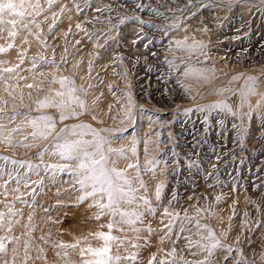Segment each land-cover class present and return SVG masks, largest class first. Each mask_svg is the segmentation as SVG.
I'll list each match as a JSON object with an SVG mask.
<instances>
[{"label":"rangeland","instance_id":"obj_1","mask_svg":"<svg viewBox=\"0 0 264 264\" xmlns=\"http://www.w3.org/2000/svg\"><path fill=\"white\" fill-rule=\"evenodd\" d=\"M39 7L40 15L17 23L15 36L11 25L0 24V48L6 49L0 52V237L6 249L0 264H84L96 259L88 248L104 245L97 232L117 238L109 254L121 256L119 264L206 258L264 264L262 0H39ZM6 68L14 71L2 72ZM65 77L73 83L62 87ZM69 88L86 110L70 100ZM126 93L134 102L131 117ZM45 100L67 106L41 107ZM218 101L239 115L199 110ZM72 110L80 114L73 117ZM41 116L51 117L55 129H46ZM81 123L107 139V167L122 171L135 189L132 203L120 200L115 215L96 206L107 203L104 193L80 202L91 188L81 190L79 176L48 167L76 168L53 153L56 133ZM137 163L138 170L128 167ZM158 184L164 185L159 201ZM121 211L143 215L128 224L135 217ZM197 221L206 227L198 229ZM208 229L220 241L210 257L199 247L213 242L203 239ZM187 237L199 243L188 247Z\"/></svg>","mask_w":264,"mask_h":264},{"label":"snow or ice","instance_id":"obj_2","mask_svg":"<svg viewBox=\"0 0 264 264\" xmlns=\"http://www.w3.org/2000/svg\"><path fill=\"white\" fill-rule=\"evenodd\" d=\"M54 2V0H48L49 5H51ZM189 3H192V0H189ZM262 3H264V0H262ZM137 7L143 8L142 5H137ZM32 9V12H29L28 10ZM100 11L101 9H97ZM44 9L39 7V0H36L34 3L33 0H0V24H9L12 26V29L9 30L10 36H15L16 31L15 29L18 22L22 21L26 15H35L38 16L43 12ZM153 12H155L157 15H162V13H159L156 9H152ZM195 15V13H193ZM5 17H10V19H5ZM138 19V17L136 18ZM124 21L122 20L121 23ZM141 23H144L143 21H140ZM28 23H35V20L29 21ZM28 23H24L23 27L25 29L28 28ZM39 26V25H37ZM80 25H77V28H79ZM3 29H0L2 31ZM79 43V41H77ZM135 43V41H133ZM177 46H182V41H176L175 42ZM8 47H12L11 44L8 45ZM147 47V45L145 46ZM6 51L4 48H0V52ZM171 64V62H168ZM13 68H6L3 69L2 72H13ZM190 70H186L185 75L188 74ZM207 79V77H204ZM237 77H234L236 79ZM3 79L2 73H0V80ZM250 81H254L255 77H248ZM68 82L69 84L73 83L69 78L65 77L60 80V84L63 87L65 85V82ZM28 87H31V85H28ZM82 90V89H81ZM76 91L75 88H69L68 89V95L70 97V100L76 104L81 109L86 110V105L83 100H81L77 96H73L72 94ZM223 91V90H221ZM250 91H252L250 89ZM57 96H63L64 93L57 92ZM128 97V106H127V112L125 113L126 116L131 117V110L134 106V102L132 100L131 93H126ZM41 107H55V108H65L67 105L63 100H61L59 103H56L54 101H41L40 102ZM242 106V105H241ZM204 108L213 109L218 108L222 110H226L232 115H239L238 112H233L231 109V106L228 105L224 101H218L211 105L202 106L199 110L203 111ZM186 111H191V109H187ZM80 113L75 112L72 110L71 115L73 117L79 115ZM68 117L62 112L60 115L61 121L67 119ZM95 118V117H94ZM38 120H41L44 122V127L49 130L55 129V123L49 116H41L37 118ZM32 126L34 128L37 127L36 122L32 121ZM235 127V125H234ZM79 130V131H78ZM37 133L34 132L33 135L35 136ZM42 137H45L50 134V132L46 133L44 131H41L39 133ZM91 135L93 137L92 140H86L83 139L86 135ZM79 136L78 139H67L66 136ZM57 143L54 145L57 149L55 154H58L61 158V160L69 161V162H76V168H70L67 164H60V165H49L48 167H51L53 169H58L59 171H69L73 173L74 175L79 176L78 183L80 185L81 190L86 188H91V191L84 192L80 197V202H83L88 197H93L96 195V193H104L107 197V203H101L99 201L96 202V206L103 210V209H109L112 211V214L115 215L116 212L119 210L118 205L120 200H125L127 203H132V201L135 199V196L133 193L135 192V189L131 188V182L125 178V175L122 171L117 170L115 167L109 168L107 167L108 164V157L105 154L104 151V145L108 143L107 139L100 135V131L93 129L88 124H75L71 126H65L64 128H61L58 133H56ZM62 141V142H60ZM135 139L133 140V147L131 148V152L135 155L136 154V147H135ZM147 143V142H146ZM109 152L112 151H118V154L120 156H123V152L119 150H113L111 148L108 149ZM43 154L41 153V156ZM2 159L7 160V157H3ZM147 163H152V161H149ZM31 167V165H30ZM129 168H139L138 163L137 164H129ZM121 181L123 183H121ZM20 181L17 180V183ZM124 185H128V188L126 189ZM27 186V184L25 185ZM140 187L144 188L145 185L143 184V181L140 183ZM163 184H158L156 187V199L159 201L161 198V191L163 189ZM145 190H147L145 188ZM13 191H18V189H13ZM175 199V195L173 196ZM141 199L144 201L146 205H149L150 202L144 198L141 197ZM220 197H217V200H219ZM171 203V201H170ZM149 212H152L154 214L155 209L149 207ZM199 211V209H198ZM102 214V213H101ZM15 215V213H13ZM121 217H135V219H127L124 222L128 224H135L136 221L141 220L142 213H127V212H120ZM165 215H169L167 209H165ZM3 217V213H0V218ZM99 218V215L96 217ZM178 218V214H176L173 219ZM186 220H189L191 218L185 217ZM172 221H169V225H166L168 227L169 233H171ZM113 227V224L110 223L108 225V228L111 230ZM196 227L199 229L201 227H206L200 225L199 221L196 222ZM135 231H139V229H134ZM149 232L152 231L151 228L148 229ZM181 232L185 231L183 227L180 229ZM97 238L104 241V245L97 249L88 248L87 251L96 259L94 260H88L85 261L84 264H119V261L121 260V256L116 255L113 257L110 255V243L111 241L116 240L117 238L112 236L110 233L106 234L103 232H97L94 234ZM163 240V237L161 238ZM179 239V236L177 237ZM189 244L188 247H192L194 245H197L199 242H194L191 240V237H187ZM203 239H210L213 242L208 245H202L200 244L199 247L202 250H206L208 253V256L210 257L213 254V250L216 249L218 246H220V241L215 238L214 233L211 229H208V235L207 237H203ZM3 238L0 237V253L4 252L5 245L2 242ZM70 247H75V245H70ZM175 249H173V252ZM231 251V249H229ZM172 253H169L171 255ZM195 255V253H193ZM124 259H128V257H124ZM131 259L135 260L136 256L135 254L132 255ZM155 259V256H153V260ZM182 259V258H181ZM227 259V257H225ZM7 264V262H5ZM149 264H152V260L149 261ZM160 264H165V262L162 260ZM169 264H175L174 261H170ZM182 264H211V262L206 258L204 260L200 261H188V260H182ZM247 264V262H245Z\"/></svg>","mask_w":264,"mask_h":264}]
</instances>
